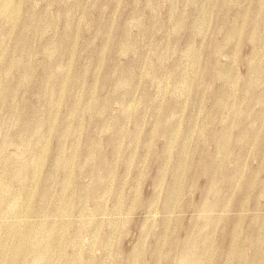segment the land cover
Listing matches in <instances>:
<instances>
[{
    "label": "rangeland",
    "instance_id": "rangeland-1",
    "mask_svg": "<svg viewBox=\"0 0 264 264\" xmlns=\"http://www.w3.org/2000/svg\"><path fill=\"white\" fill-rule=\"evenodd\" d=\"M0 264H264V0H0Z\"/></svg>",
    "mask_w": 264,
    "mask_h": 264
}]
</instances>
